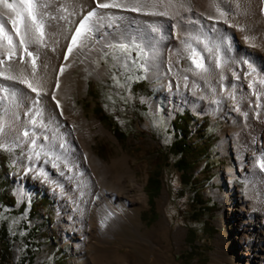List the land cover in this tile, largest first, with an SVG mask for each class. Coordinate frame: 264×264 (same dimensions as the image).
Returning <instances> with one entry per match:
<instances>
[{
	"label": "bare ground",
	"instance_id": "obj_1",
	"mask_svg": "<svg viewBox=\"0 0 264 264\" xmlns=\"http://www.w3.org/2000/svg\"><path fill=\"white\" fill-rule=\"evenodd\" d=\"M34 2L43 14V40L37 42L39 33L34 36L27 30L25 17L17 24L23 45L9 19H15V14L0 4V22L16 46V55L9 59L0 40V99L6 96L9 101L0 119V144L20 148L28 161H16L26 174H39L40 184L54 195L57 225L66 242L81 250L82 264H109L112 256L119 258L122 245L113 247L117 240L141 249L138 264H178L171 249L179 248L182 231L172 238L165 218L154 230L142 232L140 216L147 200L130 163L132 157L124 152L111 162L103 160L93 149L94 135L117 138L99 119L75 110L74 95L83 86L74 75L78 61L82 68L94 69L104 50L134 36L150 50L154 73L165 55L170 112L190 108L202 117L210 114L227 120L221 150L234 157L237 167L227 173L228 178L247 185L246 196L238 197L236 203L243 222L234 259L238 264H264V0ZM98 3L126 6L100 8ZM133 6L138 10L132 11ZM90 12L95 16L88 18L77 37L79 25ZM87 40L91 44L83 50ZM194 52L203 56L207 71L193 64ZM180 60L185 61L184 67ZM9 75L16 78L7 79ZM148 101L156 110L157 102ZM43 154L51 161H44ZM24 194L22 184L18 195L22 199Z\"/></svg>",
	"mask_w": 264,
	"mask_h": 264
},
{
	"label": "rangeland",
	"instance_id": "obj_2",
	"mask_svg": "<svg viewBox=\"0 0 264 264\" xmlns=\"http://www.w3.org/2000/svg\"><path fill=\"white\" fill-rule=\"evenodd\" d=\"M90 44L89 40L83 42L82 49H87ZM164 57L160 60L158 72L154 73L149 64L150 50L134 36L125 42H114L109 49L104 50L94 69L82 68L79 60L74 75L83 86L74 95L75 110L89 119H99L112 134L114 124H118L128 135L120 143L107 134L96 133L92 146L103 160L109 162L121 157L124 152L132 157L130 163L145 187L147 200L140 216L143 233L154 230L166 218L171 226L172 238L177 230L183 233L179 248L173 245L171 249L178 264H238L234 258L240 236L238 229L243 220L238 217L236 203L238 197L246 196L247 185L240 179L229 181L228 178L227 173L237 167L234 157L231 154L223 155L221 150L222 133L227 129V120L214 118L210 114L202 117L190 108L170 112L163 71L166 68ZM197 59L203 63L202 55L199 54ZM184 62L180 60V67H184ZM141 82L143 84L140 87H133ZM153 99L157 102L156 110L151 108L148 101ZM0 100L3 102L0 107L1 119L9 101L6 96ZM99 106L107 119L98 112ZM190 115L195 117L190 126L191 142L208 149L207 155L197 160L196 169L192 171L193 176L202 182L203 198L211 201L210 211L204 213L199 219L201 221H196V215H193L195 207L192 205V193L183 189L182 172L173 166L177 158L169 154V148L177 138L173 122L177 117V122L184 123V118ZM33 126L31 130H34ZM41 158L51 161V157L46 154ZM16 160L26 162L28 157L18 147L0 144V195L6 191L16 199L13 207H3L0 202V212L7 214L22 205L27 206L23 214L8 215L10 235L22 236L27 227L38 229L39 247L35 249L33 264H82L79 260L81 250L74 249L73 242H66L62 229L57 225V201L54 195L40 184L39 174H26ZM159 170L163 171L164 185L151 209L146 186L149 176ZM22 184L25 194L21 199L18 189ZM32 204L38 211L35 217L29 218ZM191 236L196 238L194 245L189 243ZM163 242L169 244L170 240L164 239ZM10 243L12 241H7V244ZM118 245H122L121 255L119 258L112 256L107 260L109 264H128V261L131 264L140 263V248L134 250L131 243H121L120 240L113 247ZM192 248L197 255L190 259L192 257L187 255ZM3 249L4 243L0 241V254ZM22 252L23 246L18 242L13 243L9 264H23Z\"/></svg>",
	"mask_w": 264,
	"mask_h": 264
},
{
	"label": "trees",
	"instance_id": "obj_3",
	"mask_svg": "<svg viewBox=\"0 0 264 264\" xmlns=\"http://www.w3.org/2000/svg\"><path fill=\"white\" fill-rule=\"evenodd\" d=\"M142 84L143 82L138 83L133 87H140ZM98 112L104 119H107L104 110L100 106L98 107ZM194 118L195 117L191 115L188 117L186 116L184 118V123L181 124L177 122V118L175 119L173 124L177 138L169 148V154L177 158V161L173 163V166L182 172L181 180L183 189H188L190 193H192V205L193 207H195V212L193 215H196V221H201L199 219L202 218L204 213L210 211L211 201L203 198V195L201 194L203 191L202 182L198 177L193 176L192 171L196 169L197 160L207 155L208 149H205L201 144L191 142L190 140V134L192 133L190 130V126ZM113 135L120 143L128 138V135L122 131L121 127L118 124H114ZM204 143H207V141H204ZM162 175L163 171L159 170L155 175H151L148 178L146 191L149 196V205L151 206V209L153 208L155 199L159 197L161 189L164 185ZM0 202L3 207H13L16 204V199L14 196H11V194L4 191V193L0 195ZM33 204L32 208L29 211V218H33L37 215L38 208H34ZM26 211L27 206L22 205L19 209L8 211L7 214H1L0 212V241L4 243V249L0 254V264H9L8 260L12 257V244L16 242L23 246L21 262L23 264H33L35 249L39 247V244L37 242V235L39 234L38 229L35 227H27L25 228V232L22 236L13 237L10 235V231L8 228V215H19L25 213ZM195 240L196 238H194V236H191L189 238L190 245H194ZM7 241H12V244H7ZM195 249L196 251H198L197 248ZM196 255L197 254H194V250L192 248L187 257H192L190 259H193V257Z\"/></svg>",
	"mask_w": 264,
	"mask_h": 264
},
{
	"label": "snow or ice",
	"instance_id": "obj_4",
	"mask_svg": "<svg viewBox=\"0 0 264 264\" xmlns=\"http://www.w3.org/2000/svg\"><path fill=\"white\" fill-rule=\"evenodd\" d=\"M0 4H2L4 9H7L9 12H12L15 14V19L9 17V19L11 20V24L13 29H15V35L20 37L19 43L21 45L24 44V38L21 35V32L19 30V28L17 27L18 22H22L24 20L25 17H27V30L32 32L33 35L35 36L36 33H39L38 36H36V41L37 42H42L43 40V36H44V32H43V14L39 11V8L41 7L40 5H38L37 3L34 2V0H20V2L17 3H9L8 0H0ZM100 8H123L126 5L123 4H119V3H98L97 5ZM132 11H137L138 7L133 6L131 8ZM217 11H219V9L217 8ZM4 15H8V12H5ZM221 15H223V13H221ZM95 16V12H90L88 13V17H85V22H82L79 25V28L76 31V36H80L81 30L85 29V24L88 20L89 17ZM87 31H91V29H87ZM0 40H2L4 43V47H5V51L8 54L9 59H11L12 57H14L16 55V46L13 43V37L12 35H9V33L7 31H5L4 27H3V23L0 22ZM72 43L76 44V38L73 37L72 39ZM71 48L68 49L69 52H71ZM24 51H27V49L25 48ZM29 56H31L32 54L29 52L28 53ZM199 54L198 53H193L192 58V62L193 64H195L197 69H200L201 71H207V69L205 68V66L203 65L202 62H198V58ZM202 59V58H201ZM62 71V69H61ZM0 75H3V73H0ZM7 79H15L16 77H13L11 75L6 77ZM23 83H27L28 87L32 89L33 92L37 91V89L35 87H33V85L31 83H29L27 80H23ZM59 103V102H57ZM33 125L36 124L35 120L31 121ZM25 136H28L29 133L25 132L24 133ZM35 143V141H33V144Z\"/></svg>",
	"mask_w": 264,
	"mask_h": 264
}]
</instances>
